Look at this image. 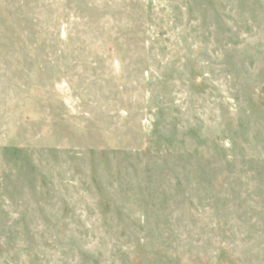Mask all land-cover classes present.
<instances>
[{"label":"rangeland","instance_id":"obj_1","mask_svg":"<svg viewBox=\"0 0 264 264\" xmlns=\"http://www.w3.org/2000/svg\"><path fill=\"white\" fill-rule=\"evenodd\" d=\"M0 264H264V0H0Z\"/></svg>","mask_w":264,"mask_h":264}]
</instances>
